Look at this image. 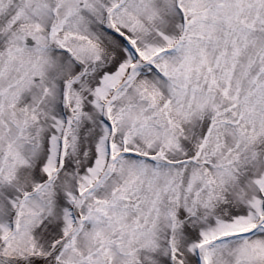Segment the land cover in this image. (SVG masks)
Segmentation results:
<instances>
[{
	"label": "snow or ice",
	"instance_id": "snow-or-ice-1",
	"mask_svg": "<svg viewBox=\"0 0 264 264\" xmlns=\"http://www.w3.org/2000/svg\"><path fill=\"white\" fill-rule=\"evenodd\" d=\"M0 264H264V0H0Z\"/></svg>",
	"mask_w": 264,
	"mask_h": 264
}]
</instances>
